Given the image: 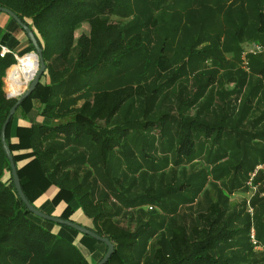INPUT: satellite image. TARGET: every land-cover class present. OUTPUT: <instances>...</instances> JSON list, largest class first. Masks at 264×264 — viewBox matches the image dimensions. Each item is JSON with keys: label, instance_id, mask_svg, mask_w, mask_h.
Wrapping results in <instances>:
<instances>
[{"label": "trees", "instance_id": "16d2710c", "mask_svg": "<svg viewBox=\"0 0 264 264\" xmlns=\"http://www.w3.org/2000/svg\"><path fill=\"white\" fill-rule=\"evenodd\" d=\"M121 1L0 0V7L14 12L33 30L46 64L39 85L16 112L17 114L21 111L24 115H29L37 111V116L42 117L43 121L19 120L16 125L15 114L6 131L22 190L30 203L43 213L73 221L101 237L108 238L115 245V252L107 264H240L236 256L226 254L224 246L234 241L241 230L228 228L218 203L211 204L205 214H200L203 220L202 228L194 226L188 231L184 225L176 224L168 236L162 235L156 239V229L152 232V222L141 224L132 230L120 225L113 217L115 214L107 207L104 208V202L95 203L97 183L92 180L93 172L83 169L86 164L84 162L90 161L94 167H100V164L108 165L115 151L121 150V139H127L134 123L140 130L145 131L153 129L157 123L161 126V137L167 134L168 129L164 117L158 121L137 119L132 123L126 121L123 125L109 129L97 128L99 121L108 123L117 116L133 96L128 89L132 88L129 83L135 76L140 81L143 76L139 73L143 68L151 67L147 63L131 64L134 56L143 53L146 41L143 31L135 29L148 23L156 26L155 23L158 25L159 22L154 14L148 11L145 2L141 5L142 2L133 0L137 6V15L133 21L124 27L119 23H112L109 17L114 15ZM187 1L192 7L187 13L190 14L193 11L198 13L197 10L204 8L207 0ZM213 2L218 17L226 22L229 41L234 42L237 48H242L240 38L243 36L249 37L250 41L264 38V0ZM202 14H208L207 7L203 9ZM199 20L193 19L189 24L194 26ZM83 25H86L88 30L77 36V31ZM191 31L188 28L186 33L193 37ZM22 32L25 33L23 30ZM8 38L9 34L4 35L0 46L6 44ZM164 43L156 59L157 66L163 69L166 65L161 56ZM30 45L32 46L31 42ZM254 47L255 45L252 49ZM260 47L264 48V43ZM252 49L244 48L243 58L255 59L253 57H257L258 52L252 54ZM259 52L261 78H258L261 80V93L264 95V49L261 48ZM247 63L249 64V60ZM14 64L16 60L13 55L9 54L3 58L0 56V264H92L79 246L64 237L63 233L55 231L57 228L59 231L64 228L75 230L33 215L15 188L10 161L1 139L3 126L17 102L16 98L8 97L4 82L8 69ZM107 68L126 71L137 69L138 73L133 72L117 82L113 79L101 83L95 81L93 76L97 75L99 70ZM90 80L94 82L93 85L88 84ZM72 81H78V84L70 88ZM79 87L85 90L81 97L69 99V95H65L74 88L80 90ZM79 100H82L80 105ZM261 118L264 119V114ZM179 128L176 153L178 156L190 157L195 152V139L199 134L203 132L205 137H208L215 126L181 118ZM253 135H261V140H264V127ZM81 143H88L90 148L97 149L96 153H79L74 150L73 155H70L64 152L68 144L80 146ZM259 157L264 158V148L262 153L257 154V158ZM239 168L240 165L235 168L237 172ZM104 169V166L100 169L102 177L107 175V172L102 173ZM258 174L260 177L262 174L260 180L264 178L263 170ZM115 180L117 184L121 183L116 177ZM181 187L179 185L178 189H173L174 194L183 192ZM171 191L172 188L159 196L149 198L160 202L164 196H170ZM49 192V204L56 210L55 214L40 207ZM118 195L123 197L119 192ZM82 218H87L89 224L81 222ZM252 223L253 220L248 221L249 236L253 228ZM262 232L260 227L256 229L257 236ZM258 237L260 241H264V233L261 238L260 235ZM149 242L152 248L150 254L146 247Z\"/></svg>", "mask_w": 264, "mask_h": 264}, {"label": "rangeland", "instance_id": "374dc122", "mask_svg": "<svg viewBox=\"0 0 264 264\" xmlns=\"http://www.w3.org/2000/svg\"><path fill=\"white\" fill-rule=\"evenodd\" d=\"M138 1L142 2L141 5L144 2L148 5V11L154 14L159 24L155 23L154 26L148 23L135 29L143 31L146 41L143 53L134 56L131 64L147 63L151 67L143 68L139 73L143 76L140 81L135 76L129 83L132 88L128 89L133 96L117 116L108 123L99 121L97 128L109 129L137 119L158 121L164 117L167 134L161 137V126L157 123L153 129L146 131L140 130L134 123L127 139H121V150L115 151L108 165L100 164L102 169L103 166L105 168L102 173L107 172L103 177L100 176L99 166L94 167L90 161H85L83 169L91 170L92 180L97 183L95 203L104 202V208L113 212L114 219L126 228L135 230L141 224L152 222V232L156 229L154 239L168 236L176 224L184 225L188 231L194 226L202 228L200 214H205L211 204L218 203L228 228L241 230L234 241L224 246L226 254L236 256L240 264H264V241L258 237L260 235L261 238L264 233V178L260 180L262 174L261 177L258 174L260 170L264 172V158H257V154L263 151L264 140H261V135H253L264 127V119L261 118L264 114V95L258 78L261 52L258 51L257 57L251 55L255 59L243 58L244 48H237L234 42L229 41L226 22L214 10L213 1L216 0L204 3V8H208L206 15L202 14L204 8H199L198 13L193 11V14H187L192 9L187 0ZM136 15L137 6L133 0H122L109 18L112 23L124 27ZM193 19L200 20L191 26L189 22ZM188 28L192 30L193 37L186 33ZM87 30L88 27L83 25L77 31V36ZM25 41L27 50L15 51L19 60L14 56L16 64L8 69L4 79L6 92L16 99L32 81L26 84L23 91L11 95L8 81L10 70L19 67V62L25 56L36 55L30 41ZM163 43L161 56L166 61L165 69L157 66L156 62ZM253 43L261 46L264 41L254 40ZM133 72L138 73V70L107 68L99 70L93 77L100 83L112 79L117 82ZM77 82L72 81L70 88ZM91 83L92 80L88 81L89 85ZM84 91L83 87L80 90L74 88L65 95L72 99L81 97ZM78 102L80 105L82 100ZM37 117V111L29 116L20 111L16 114V121H39ZM181 118L215 126L210 136L205 137L203 132L199 134L195 139V152L190 157L176 153ZM87 144H68L64 152L70 155L74 150L96 153L97 149ZM239 165L241 168L237 172L235 168ZM115 177L121 183L117 184ZM179 185H183V192L176 195L173 189H178ZM171 188V195L164 196L160 202L150 199ZM50 196L49 192L40 207L55 214L56 210L49 204ZM74 207L77 208V205L74 204ZM81 220L89 224L87 218ZM251 220L253 228L249 236L248 221ZM259 227L263 232L257 236L256 229ZM55 231L63 233L79 246L92 264L101 261L107 252L105 245L81 233L67 228L60 231L57 228ZM146 247L150 254L151 243Z\"/></svg>", "mask_w": 264, "mask_h": 264}, {"label": "water", "instance_id": "95a60500", "mask_svg": "<svg viewBox=\"0 0 264 264\" xmlns=\"http://www.w3.org/2000/svg\"><path fill=\"white\" fill-rule=\"evenodd\" d=\"M0 13L7 14L26 33L29 41L31 42V44H32V46L36 52L37 57L39 58V70H38L37 74L35 75V77L32 79L31 84L28 87V89L26 91L20 93V97L17 99L16 104L11 109V111L8 115V118H7V120L3 126L2 135H1L2 145H3L4 151H5L7 157L10 161L12 176H13V180H14V184H15V188L17 190V193H18L20 199L22 200V202L28 208V210L33 215H35L36 217H39L43 220L53 222V223H56V224H59L62 226L69 227V228H71V229H73V230H75V231H77L83 235H86V236L94 239L97 242L104 244L107 247V252L104 255V257L101 259V261H99L97 264H107L115 252V245L108 238L101 237L97 233H95L94 231L90 230L89 228L82 226L80 224H77L73 221L64 220V219H61L59 217L51 216V215L43 213L42 211H40L39 209H37L34 205H32L30 203V201L27 199L25 193L22 190V186H21L19 175H18L17 167H16V164L14 162V158H13V155L10 151L9 144L7 141L6 131H7L8 124L10 123L12 117L17 112V109L21 106V104L24 102V100H26L28 97L31 96V94L35 91V89L39 85L41 78H42L43 74L45 73L46 64H45V61L43 58L42 49L39 46V43L37 41V38H36L33 30L28 25L23 23V21L11 10H9L7 8L0 7Z\"/></svg>", "mask_w": 264, "mask_h": 264}, {"label": "crops", "instance_id": "0c3cea01", "mask_svg": "<svg viewBox=\"0 0 264 264\" xmlns=\"http://www.w3.org/2000/svg\"><path fill=\"white\" fill-rule=\"evenodd\" d=\"M233 28L236 29L235 27H233ZM6 34H9V38L6 40L5 45H7L9 48H11L12 50H14L16 52L19 50L20 51L21 50H27L28 46L26 44L27 41H25V39L29 40L28 37L25 35V33L22 32V29L19 28L18 24L13 19H11L7 14L0 13V41L4 37V35H6ZM248 38L249 37H247V36H243L242 38H240V41L242 42V48L250 49L252 45L254 46L255 43H253V41L251 42L250 40H248ZM260 40H261V42H263L264 38H262ZM243 42L244 43L247 42L245 47H244ZM258 77L261 78V76H258ZM29 115H27V116H29ZM37 118L39 119L40 122L43 120V118L40 116H38ZM18 121L19 120L16 121V125H17ZM62 235L64 237L66 236L64 234H62Z\"/></svg>", "mask_w": 264, "mask_h": 264}, {"label": "bare ground", "instance_id": "6f19581e", "mask_svg": "<svg viewBox=\"0 0 264 264\" xmlns=\"http://www.w3.org/2000/svg\"><path fill=\"white\" fill-rule=\"evenodd\" d=\"M38 61L35 54H30L21 60L19 67H12L8 76L11 95L15 96L23 91L26 84L35 77L39 70Z\"/></svg>", "mask_w": 264, "mask_h": 264}, {"label": "built area", "instance_id": "2783aa9c", "mask_svg": "<svg viewBox=\"0 0 264 264\" xmlns=\"http://www.w3.org/2000/svg\"><path fill=\"white\" fill-rule=\"evenodd\" d=\"M0 47H1V53H0V56H1L2 58L5 57L6 55L11 54V55L15 56L17 60H19V59H18V56L15 54V51H14V50H12L11 48H9V47L6 46V45H1ZM261 48L264 49L263 47L255 46L252 50H250V53H252V54H256L258 51L261 50ZM244 57H246V54H244ZM20 63H21V62H19V65H20ZM5 83H6V82H5ZM7 95H8V97H10V98H15V97L10 96L9 93H7ZM253 237H254V236H253Z\"/></svg>", "mask_w": 264, "mask_h": 264}]
</instances>
